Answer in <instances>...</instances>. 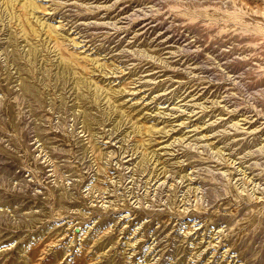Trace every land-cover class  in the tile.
<instances>
[{
	"label": "rangeland",
	"instance_id": "obj_1",
	"mask_svg": "<svg viewBox=\"0 0 264 264\" xmlns=\"http://www.w3.org/2000/svg\"><path fill=\"white\" fill-rule=\"evenodd\" d=\"M263 78L264 0H0V264H264Z\"/></svg>",
	"mask_w": 264,
	"mask_h": 264
},
{
	"label": "bare ground",
	"instance_id": "obj_2",
	"mask_svg": "<svg viewBox=\"0 0 264 264\" xmlns=\"http://www.w3.org/2000/svg\"><path fill=\"white\" fill-rule=\"evenodd\" d=\"M259 46V45H258ZM264 79V78H263Z\"/></svg>",
	"mask_w": 264,
	"mask_h": 264
}]
</instances>
